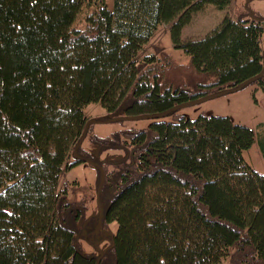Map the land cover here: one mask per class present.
<instances>
[{
  "label": "trees",
  "instance_id": "16d2710c",
  "mask_svg": "<svg viewBox=\"0 0 264 264\" xmlns=\"http://www.w3.org/2000/svg\"><path fill=\"white\" fill-rule=\"evenodd\" d=\"M114 2L0 0V264H264V174L244 158L256 135L228 117L152 120L112 143L94 139L125 149L126 172L106 209L114 244L101 256L80 251L83 211L60 185L83 162L69 159L90 105L159 115L264 69L262 19L227 14L205 36L182 37L198 13L232 0ZM164 25L190 63L142 55ZM254 83L264 90V77ZM259 143L264 157V132Z\"/></svg>",
  "mask_w": 264,
  "mask_h": 264
},
{
  "label": "rangeland",
  "instance_id": "374dc122",
  "mask_svg": "<svg viewBox=\"0 0 264 264\" xmlns=\"http://www.w3.org/2000/svg\"><path fill=\"white\" fill-rule=\"evenodd\" d=\"M110 10L114 8V0H105ZM229 14L236 21H259L264 22V0H232L230 8L227 10H219L214 6H209L206 11L198 13L192 23L183 30V39L201 38L208 32L217 27L225 16ZM264 28V23H263ZM171 25L162 26L153 39L145 46L142 55L155 54L162 60L169 57L175 59L179 64L186 65L190 63L191 57L183 50L176 49L172 42ZM262 49L264 52V33L262 37ZM259 83H252L242 90L221 96L219 98L183 108L175 113V115L167 116L164 120L168 123H176V119L184 117L196 120L200 116L205 117H228L234 124L247 127L254 131L256 141L253 146L244 153L246 161L259 173L264 174V157L259 143V137L264 132V90ZM86 115L89 120L103 118L100 123L92 125L90 135L85 139L80 156L84 160L102 164L108 176L105 185L104 195L102 197V207L106 210L108 205L121 192L116 189L115 184L125 174V149L103 150L99 144L94 143L96 140H106L108 143L114 142V135L121 132H140L148 130L152 120H134L119 121L110 123L108 120L125 118V112L110 114L100 104L90 105L86 109ZM131 150V147L128 148ZM75 155L71 156L69 163L75 162ZM122 162V163H121ZM100 169L87 163L82 162L64 172L61 178L60 188L68 187V200L74 206L83 211L82 220L73 227L78 235L77 245L80 251L87 257L101 256L110 247L111 241L107 240L102 246L97 247L91 244V240L86 236L88 224L91 219L98 215L97 191L100 179ZM131 182H122L121 187L124 188ZM70 222L69 224H71ZM118 232V224L111 223L104 233L116 235ZM221 264H231L230 257L225 259Z\"/></svg>",
  "mask_w": 264,
  "mask_h": 264
},
{
  "label": "water",
  "instance_id": "95a60500",
  "mask_svg": "<svg viewBox=\"0 0 264 264\" xmlns=\"http://www.w3.org/2000/svg\"><path fill=\"white\" fill-rule=\"evenodd\" d=\"M263 64H264V58H263ZM263 77H264V69H263L262 73L258 77L252 78V79H250V80L242 83L241 85H239L236 88L228 89V90L221 91V92H218V93H214V94H211V95L202 97L200 99H197V100H195V101H193L191 103L179 105V106H177V107L173 108L172 110L167 111L165 113H162V114H159V115H149V116H139V117L117 118V119L108 120V122L115 123V122H119V121L159 120V119H164L169 114H171L173 112H177V111H179V110H181L183 108H188V107H191V106H194V105H199V104H202L204 102H207V101H210V100L219 98L221 96H225V95H228V94H232V93L238 92V91L242 90L243 88H245L246 86H248L249 84H252V83H254L255 81H257L259 79H262ZM96 123H100V121L93 119V120H90L87 123L86 128H85V131H84V133H83V135H82V137H81L78 145L76 146V149H75V157L77 158V160L83 161V162H87V163H89V164H91V165L99 168L100 171H101L102 178H101V182L99 184L98 191H97V204H98L99 213H100V221H99V224L101 225V222H102L103 216H104V211H103L102 204H101V195H102V191H103L104 184H105V181H106V172H105V170L98 163H95V162H92V161H89V160H84L78 154L79 148L83 145V143H84V141H85V139L87 137V134H88V131H89L90 127L92 125L96 124ZM110 235L112 237V243L114 244L113 235L112 234H110ZM100 260H101V258H99L97 264H99Z\"/></svg>",
  "mask_w": 264,
  "mask_h": 264
},
{
  "label": "flooded vegetation",
  "instance_id": "af4514ba",
  "mask_svg": "<svg viewBox=\"0 0 264 264\" xmlns=\"http://www.w3.org/2000/svg\"><path fill=\"white\" fill-rule=\"evenodd\" d=\"M98 206V204H97ZM103 208V207H102ZM104 216L103 220L101 222V225L99 224L100 221V213H99V207H98V215L94 216L91 219V223L88 224V231L86 232V236L90 238L91 244L93 246L100 247L102 246L107 240L110 239L112 244V237L111 233H104V229H106L110 224H107L105 222V216H106V210L103 208ZM111 246V245H110ZM110 248V247H108Z\"/></svg>",
  "mask_w": 264,
  "mask_h": 264
},
{
  "label": "bare ground",
  "instance_id": "6f19581e",
  "mask_svg": "<svg viewBox=\"0 0 264 264\" xmlns=\"http://www.w3.org/2000/svg\"><path fill=\"white\" fill-rule=\"evenodd\" d=\"M101 182V181H100Z\"/></svg>",
  "mask_w": 264,
  "mask_h": 264
}]
</instances>
